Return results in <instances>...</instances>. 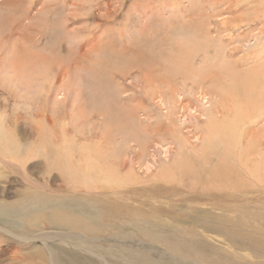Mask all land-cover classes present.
Wrapping results in <instances>:
<instances>
[{
	"label": "rangeland",
	"instance_id": "obj_1",
	"mask_svg": "<svg viewBox=\"0 0 264 264\" xmlns=\"http://www.w3.org/2000/svg\"><path fill=\"white\" fill-rule=\"evenodd\" d=\"M263 12L264 0H0V264H131L138 254L137 264H209L207 254L233 256L237 264L263 262V181L236 165L233 173L240 174H231L237 181L225 188V198L222 186L208 179L219 152L231 151V161L245 152L244 142L264 146V118L252 134L242 131L243 143L236 141L239 121L234 123V106L255 113L264 107V96H251L261 106H248L241 95L248 91L242 90L246 76L264 74ZM162 37L164 64L177 53L189 54L195 71L202 67L205 75L165 79L155 61L152 69L139 64L138 70L128 62L131 42L141 39L144 46ZM230 49L234 55L226 60L236 74L227 77L215 64ZM111 52L120 55V70L104 64L116 61ZM228 78L235 81L227 84ZM216 82L235 89L223 96ZM219 108L233 111L232 120H224ZM211 114L220 124L209 136ZM226 128L233 133L229 147L218 141ZM73 161L84 173L73 169ZM157 180L179 185L180 207L174 195L159 194L151 204L141 200ZM158 204L166 209L151 223L160 220L156 226L168 240L178 224L180 237L173 242H150L142 231L150 207ZM192 239L211 250L183 254Z\"/></svg>",
	"mask_w": 264,
	"mask_h": 264
},
{
	"label": "bare ground",
	"instance_id": "obj_2",
	"mask_svg": "<svg viewBox=\"0 0 264 264\" xmlns=\"http://www.w3.org/2000/svg\"><path fill=\"white\" fill-rule=\"evenodd\" d=\"M263 14H264V12H263ZM262 15V14H261ZM260 15V16H261ZM259 16V17H260ZM264 17V16H263ZM243 22V21H242ZM241 22V23H242ZM238 23H240V22H238ZM237 22H235V26L236 25H239ZM244 23V22H243ZM246 23V22H245ZM234 25V24H233ZM235 26H232V27H234V28H236ZM240 26V25H239ZM160 32V31H159ZM142 35V34H141ZM146 37H143L142 39L144 40ZM163 38L164 37H162V39L160 38H155V39H150L149 38V40L147 41L148 42V44L147 45H144L143 46V44L144 43H141V39L139 40L138 38H136V39H138V40H136L134 43L133 42H131V44H130V46H129V49L130 50H132V51H130V53L129 54H131V55H129V56H126L127 58L128 57H130L129 59H128V62L130 61V64L132 63L133 65H134V63H135V66H133V67H135L136 68V66H140L139 64H141V65H143V66H145V67H150L151 66V64H154V61L156 62V64L157 65H159L158 67H157V69L159 70V68L160 69H162L161 71H162V74H161V77L163 78H165V79H168L169 77H171V75L173 74H175V73H178V74H180V76L181 77H196L195 76V74H197L199 71H201V69H203L202 67H201V69H199V71L197 70V72L195 71V69H194V66L192 65V62H191V59H190V56H189V54H187V56H185L184 57V54H183V57H182V55H180L179 53H177V56L174 58V60H172L171 61V63L167 66L166 64H164V59L165 58H163V59H161L160 57H159V54H162V56H164L163 54V50L161 49V51H160V49H159V46L161 45H159L158 43H162V41H163ZM147 40V39H146ZM230 40H232V39H230ZM161 41V42H160ZM227 41H229V40H227ZM259 41V40H258ZM143 42V41H142ZM197 42V41H196ZM222 42V41H221ZM224 43H226V41H224ZM261 44H263V43H261ZM189 46V45H188ZM192 45H190V47H191ZM218 47V46H217ZM263 48V47H262ZM261 50H263V54H264V49H261ZM234 52L235 51H231V49H230V51H227V54H225L224 56H223V59H222V61H220L221 60V56H220V53L218 52V50H217V52H215V58H216V61H220V62H217L216 64H215V68H217V69H220V72L222 73V74H230V75H234V74H236V73H233V72H231V71H233L234 69L232 68V66H231V63H228L227 62V57H232L233 55H234ZM260 53V52H259ZM111 54L113 55V56H115V59H116V61H114V60H110V58H107L108 60H107V62H105L104 64H106L107 65V67H109L110 65L109 64H112L113 66H116V67H112L114 70L116 69V70H120L119 68H120V62L118 63L117 62V59H119L120 57V55L117 53V52H111ZM144 55V56H143ZM221 55H223V54H221ZM173 56V55H172ZM248 56V55H247ZM258 56H260V55H258ZM119 57V58H118ZM143 57H145V58H143ZM249 57V56H248ZM139 58H142V60L143 59H145V61H144V63L143 62H141V63H139L140 62V59ZM172 58V57H171ZM244 58H245V56H243V58H241L238 62H240V61H244ZM130 59H132V61L130 60ZM139 59V60H138ZM148 59V60H147ZM249 59V58H248ZM253 59V58H252ZM2 60V59H1ZM120 60V59H119ZM141 60V61H142ZM206 62V61H205ZM226 62H227V65H226ZM125 64H126V62H124ZM143 63V64H142ZM151 63V64H150ZM103 64V65H104ZM120 64V65H119ZM125 64H124V67H126L125 66ZM155 64V65H156ZM109 65V66H108ZM226 65V67H224ZM127 66H129V65H127ZM209 66V65H208ZM98 67V66H97ZM96 67V68H97ZM122 67H123V64H122ZM130 67V66H129ZM264 67V66H263ZM263 67H259L260 69V71H262V68ZM106 68V67H105ZM144 68V67H143ZM107 69V68H106ZM127 69V68H126ZM137 69V68H136ZM150 69H152L151 67H150ZM163 69H164V71H163ZM127 70H129V69H127ZM138 70V69H137ZM137 70L135 71V72H137ZM145 70H147V69H145ZM123 71V70H122ZM126 71V70H125ZM130 71V70H129ZM260 71H258L259 73H261ZM141 72V71H140ZM149 72H151V71H149ZM247 72H250V71H247ZM256 72V71H255ZM257 72V73H258ZM263 72V71H262ZM203 73V72H202ZM202 73L200 74V72H199V77L198 78H202V76H204L205 74H203L202 75ZM238 73V72H237ZM118 74H121V73H118ZM166 74V75H165ZM208 74V73H207ZM123 75V74H122ZM165 75V76H164ZM250 75V74H249ZM198 76V75H197ZM227 77H228V75H227ZM245 77V76H244ZM99 78V77H98ZM124 78V77H123ZM251 78H253V79H251ZM228 79H230V81L229 82H227V84L228 83H231V82H234L235 81V79L234 78H228ZM238 80H240L239 78H238ZM243 81V85H242V90L244 89V88H246V89H248V91H244L243 90V93H241V95H242V97H243V99H244V102L246 103V105H248V106H251L252 104H258L259 102H258V98L260 99V100H262V98H263V96H264V74H259V75H254V76H252V77H250L249 79H247V76H246V79L245 80H242ZM99 82V81H98ZM239 82H241V81H239ZM238 83V82H237ZM95 85V84H94ZM96 86H97V84H96ZM219 83L218 82H216L215 83V88L218 90L217 91V93L218 94H223V96L224 95H227L228 94V92L230 91L231 92V90H234L235 88H233V85L232 84H229V85H223L222 83L220 84V87L222 88V89H220L219 87ZM240 86V85H239ZM98 88V87H97ZM237 89V88H236ZM259 89V90H258ZM238 91H240L239 89H237ZM224 92H225V94H224ZM234 94H235V92H234ZM263 94V95H262ZM236 95H238V96H240V93L238 92V94H236ZM251 96H255V97H257V99H252V97ZM226 97V96H225ZM255 97H253V98H255ZM257 100V101H256ZM235 101V100H234ZM239 101V100H238ZM256 101V102H255ZM240 102V101H239ZM261 103V102H260ZM259 103V104H260ZM264 103V102H263ZM258 104V105H259ZM237 106V105H236ZM260 106H261V104H260ZM260 106H259V108H260ZM222 107V106H221ZM108 109H109V107H108ZM232 110V109H231ZM234 111H235V113L237 114L238 112H239V114L236 116V118H235V120H234V123H236L237 121H239V126H238V135H236V137L235 138H237V136L240 138V139H236V141H238V140H241V142H242V140L243 139H245V137L243 138V137H241V136H239L241 133H242V131H244V133L246 134H252V131L251 130H253V125H254V123L256 124L257 122H258V120L259 119H261L262 120V118H264V107H263V109H261L259 112H257V113H255V112H252L251 111V109L249 108V109H247V111H245V112H242L241 110H239L238 109V107L236 108L235 106H234ZM241 111V112H240ZM218 112H221V115L220 116H222L223 118H224V120L226 119V120H229L230 118L228 117V116H230L231 115V113L233 112V111H227L226 110V108H222V109H220L219 108V110H218ZM211 115H213L214 116V119L213 118H211V116H210V119L208 120V122H207V126H209L208 128H210L209 129V133H210V135L209 136H212V135H214V133L216 134V133H218L217 131H213L214 130V128H212L213 127V125L215 124V123H217L218 125L220 124L215 118H216V115L215 114H211ZM217 116H219V115H217ZM118 117V116H117ZM221 117V118H222ZM253 117H254V119H253ZM121 118V117H120ZM217 118H220V117H217ZM220 118V119H221ZM240 119V120H239ZM231 120H232V118H231ZM223 121V120H222ZM221 121V122H222ZM227 123H228V121H226ZM261 122V121H260ZM224 123V122H223ZM250 123V124H249ZM217 124H216V126H217ZM247 124L248 125H250V129L249 128H247ZM226 125V124H225ZM126 126V125H125ZM211 128H212V130H211ZM224 128V127H223ZM228 128V127H227ZM227 128L225 129V134L223 135V134H221V133H219V137H218V141L219 142H221V143H229V145H228V147L229 146H231L230 144H232V141L233 140H231L229 137H230V135L232 136V134L233 133H230V131H228L227 130ZM235 129V128H234ZM261 129H263V132H264V128H261ZM239 130H240V132H239ZM257 130V129H256ZM159 132V131H158ZM212 132V133H211ZM241 135H243V133L241 134ZM262 135H264V133L262 134ZM229 136V137H228ZM232 138H233V136H232ZM211 139V138H210ZM264 140V139H263ZM61 141V140H60ZM244 141V140H243ZM58 142V141H57ZM227 143V144H228ZM243 143V142H242ZM51 144V143H50ZM260 144L261 145H264V141H262V142H260ZM58 145V144H57ZM242 146H244L243 147V149H245V152H243V154L240 152V153H235L236 155L234 156L233 155V157H232V159H231V161H228L229 159V157L230 156H232V154L233 153H231V151H230V155L228 156V154L226 155L224 152L223 153H220L219 152V155H221L219 158H220V160H218L219 162L216 164V165H214L216 168H213V169H211L210 168V171H211V173H209L211 176L210 177H208V179L209 180H215V183L217 182V184L216 185H213V186H217L218 187V189H220V185L222 186V188L220 189V190H224V197L226 198L227 196H229L228 194L229 193H225V192H228V190L227 189H225V188H228V185H232L233 186V184L235 183V181H237V180H235L234 178H233V176L234 175H236V177H238L239 176V174L238 173H233V171H234V169L233 168H235L236 167V165H239L240 166V168L239 169H237L238 170V172H242L241 170H243L244 171V167H246V171H247V173H253L255 176H257L258 178H261V180L263 181V183H264V173H262V172H264V160H261V161H258V160H254V159H252V155H254V154H259L261 157H263L264 158V146L262 147L263 149H257L256 148V144L254 143V142H250L249 144L247 143V142H244V144L242 145ZM258 146V145H257ZM64 147V146H63ZM69 147V146H68ZM1 148V147H0ZM52 148V147H51ZM54 148H57V147H55L54 146ZM2 149V148H1ZM60 151H62V149H60V148H58ZM231 149H232V147H231ZM58 150V151H59ZM237 151V150H236ZM239 151H241V150H239ZM40 152V151H39ZM81 152V151H80ZM238 152V151H237ZM247 152V153H246ZM65 153V152H64ZM55 154V153H54ZM53 154V155H54ZM69 154V153H68ZM247 154H248V156H247ZM45 155V154H44ZM49 156V155H48ZM51 156V155H50ZM68 156V155H67ZM215 156H218L217 154H215ZM228 156V157H227ZM61 157V156H60ZM73 157V156H72ZM246 157H247V159H246ZM248 157H249V159H248ZM51 158V157H50ZM63 158V157H62ZM81 158H83V157H81ZM200 158V157H199ZM68 159H69V157H68ZM79 159V158H78ZM198 159V158H197ZM213 159V158H212ZM244 159H246V160H244ZM73 160H75V159H73ZM77 160V159H76ZM80 160V159H79ZM199 160V159H198ZM234 160H236V162L234 163ZM64 161V160H63ZM69 161H70V159H69ZM203 161V160H202ZM238 161H239V163H238ZM56 162V161H55ZM73 162H76V161H73ZM91 163H94L93 161L91 162ZM97 163V162H96ZM95 163V164H96ZM213 163V162H212ZM228 163H231L230 165H231V167H229L227 164ZM242 163H243V165H242ZM98 164V163H97ZM65 165V164H64ZM71 165V164H70ZM91 165V164H90ZM197 165V164H196ZM203 165H205L204 163H203ZM207 165V164H206ZM87 166H89V165H87ZM92 166V165H91ZM178 166V165H177ZM195 166V165H194ZM90 167V166H89ZM209 167V166H208ZM97 168H99V167H97ZM203 168H204V166H203ZM205 168H207V166L205 167ZM59 169V168H58ZM73 169L74 170H78V172H80V173H84V167H83V165H80V163L79 164H77V162H76V164H73ZM92 169V168H91ZM181 169V168H180ZM183 169V168H182ZM60 170V169H59ZM64 170V169H63ZM62 170V171H63ZM73 170V171H74ZM93 170V169H92ZM176 170V169H175ZM187 170V169H186ZM186 170H183V171H186ZM209 170V169H208ZM88 171H90V170H88L87 169V172ZM95 171V170H94ZM98 171V170H97ZM59 172V171H58ZM202 172H203V170H202ZM209 172V171H208ZM196 173H198V171L196 172ZM233 173V176H231V174ZM246 173V172H245ZM244 173V174H245ZM246 173V174H247ZM50 174H51V172H50ZM63 174H64V171H63ZM69 175V174H68ZM206 175H208V174H206ZM79 176V175H78ZM84 176V175H83ZM246 176H248V175H246ZM130 177V176H129ZM129 177H128V179H129ZM69 178V177H68ZM215 178V179H214ZM241 178V177H240ZM244 178V177H243ZM253 178V177H252ZM158 179H161V180H164V178L162 177V176H158ZM80 180H81V178H80ZM127 180V179H126ZM240 180H242V179H240ZM89 181H90V176H89ZM92 181H94V180H92ZM261 181V182H262ZM82 182V181H81ZM128 182V181H127ZM157 182V184L156 185H154V186H152L151 188H149V189H147L146 191H144L143 192V196L141 197V200H143V201H145V204H149V202H150V204L152 203V201H151V199L154 197V196H159V194H163L164 196L163 197H169L170 195H174L175 196V198L178 200V202L176 203L177 204V206L178 207H180V201H181V203H183L182 201H183V199H181L180 197V187H179V185L177 184H175V185H172V186H170V187H166V184L164 183V184H162V183H159L158 182V180L156 181ZM164 182H167V180L165 179L164 180ZM180 182V181H179ZM240 182V181H239ZM66 184H68L67 182H65ZM113 183V182H112ZM175 183V182H174ZM177 183V182H176ZM204 183V182H203ZM214 183V184H215ZM210 184V183H209ZM62 185V184H61ZM94 185V184H93ZM102 185V184H101ZM211 185H212V183H211ZM95 186V185H94ZM125 186V185H124ZM168 186V185H167ZM102 187V186H101ZM212 187V186H211ZM67 188V187H66ZM83 188H84V186H83ZM234 188H237V186H234ZM242 188H244V187H242ZM126 189V188H125ZM135 189H136V187H135ZM207 189V188H206ZM214 189V188H213ZM241 189V188H240ZM68 190V189H67ZM76 190V189H75ZM81 190V189H80ZM95 190V189H94ZM112 190V189H111ZM137 190V189H136ZM242 190H244V189H242ZM3 191V190H2ZM104 191H105V188H104ZM115 191V190H114ZM130 191V190H129ZM67 192V191H66ZM116 192V191H115ZM162 192V193H161ZM236 192V191H235ZM1 193V192H0ZM86 193V195L85 196H87V193L88 192H85ZM110 193V192H109ZM113 193V192H112ZM112 193L110 194V195H112ZM198 193V192H197ZM196 193V194H197ZM212 193V192H211ZM210 193V194H211ZM231 193V192H230ZM100 194H101V192H100ZM117 193H115V196H117L116 195ZM130 194V193H129ZM135 194V193H134ZM133 194V195H134ZM241 195H243V192L242 193H240ZM82 195H83V193H82ZM90 195V194H89ZM109 195V194H108ZM125 195H127L126 193H125ZM131 195H132V193H131ZM137 195H140V193L139 194H137ZM232 195V194H231ZM239 195V194H238ZM91 196V195H90ZM92 196H94V195H92ZM204 196V195H203ZM244 196V195H243ZM41 197V196H40ZM118 197V196H117ZM134 197V196H133ZM245 197L247 198L248 196L247 195H245ZM78 198V197H77ZM100 198V197H99ZM103 198V197H102ZM138 198H140L139 196H138ZM192 198V197H191ZM229 198V197H228ZM235 198V197H234ZM240 198V197H239ZM80 199V198H79ZM90 199V198H89ZM88 199V200H89ZM116 199V198H115ZM127 199V198H126ZM181 199V200H180ZM188 199V198H187ZM230 199V198H229ZM81 200V199H80ZM79 200V201H80ZM110 200H114V199H109V201ZM190 200V199H189ZM232 200V199H231ZM235 200L236 199H234V201L233 202H235ZM239 200L240 199H238L237 201L239 202ZM245 200V199H244ZM243 200V201H244ZM247 200H248V198H247ZM108 201V202H109ZM122 201V200H121ZM133 201V200H132ZM191 201V200H190ZM129 202V201H128ZM135 202V201H134ZM232 202V203H233ZM240 202H241V200H240ZM246 202V201H245ZM126 203H127V200H126ZM132 203V202H131ZM173 203V202H172ZM237 203V202H236ZM109 204H112V203H109ZM118 204V203H117ZM128 204V203H127ZM175 204V203H174ZM196 204V203H195ZM138 205V204H137ZM171 205V204H170ZM87 206H88V204H87ZM90 206V205H89ZM88 206V207H89ZM112 205H110V207H111ZM128 206H131V205H128ZM144 206V205H143ZM142 206V207H143ZM191 206H193V205H191ZM239 206V205H238ZM113 207H115V206H113ZM113 207H111V208H113ZM135 207H137V206H135ZM134 207V208H135ZM213 207V206H212ZM224 207H227V206H224ZM235 207H236V205H235ZM239 207H241V206H239ZM170 208H172V207H169V208H167V209H170ZM228 208V207H227ZM231 208V207H230ZM234 208V207H233ZM232 208V209H233ZM98 209V208H97ZM119 209V208H118ZM126 209V208H125ZM164 209H166V208H163V204H158V206H151L150 207V209H149V217L150 218H148V222H146V225L148 226V228L146 229V230H142L143 232H144V234L147 236V235H150L148 238H149V240H150V242H151V240H152V242H167V241H170V242H173V240L172 239H177L178 237H180V227H178L177 225H176V227H174L175 228V230H172V235L171 236H173V238L171 239V240H168V238L166 237V234H165V232H163V229L161 230V228H162V226H160V228L159 227H157L156 225L160 222V220H157V221H153L152 223H151V218L152 217H154V216H157V215H159L160 214V212L161 211H163ZM238 209V208H237ZM240 209V208H239ZM127 210V209H126ZM242 210V209H241ZM115 211H117L116 209H115ZM129 211V210H128ZM127 211V212H128ZM54 212V211H53ZM131 212V211H130ZM139 212V211H138ZM239 212V211H238ZM101 213V212H100ZM137 213V212H136ZM87 214H88V212H87ZM102 214H105V212L104 213H102ZM125 214H127V213H125ZM108 215L109 216H112L113 215V213H111V214H109L108 213ZM179 215H180V213H179ZM178 214H176L175 213V218H179L180 216H179ZM107 216V215H106ZM146 217V216H145ZM95 218V217H94ZM103 218V217H102ZM108 218V217H107ZM118 218V217H117ZM116 218V219H117ZM127 218V217H126ZM133 218V217H132ZM58 219V218H57ZM141 220V219H140ZM179 220H180V218H179ZM87 221V220H86ZM94 221V220H93ZM127 221V220H126ZM134 221V220H133ZM132 221V222H133ZM88 222V221H87ZM144 222V221H143ZM68 223V222H67ZM71 223V222H70ZM90 223V222H89ZM94 223V222H93ZM112 223H114V222H112ZM127 223V222H126ZM131 223V222H130ZM75 224H77V223H75ZM74 224V225H75ZM140 224V223H139ZM175 224V223H174ZM114 225V224H113ZM112 225V226H113ZM119 225V224H118ZM152 225H154V228L155 229H153V228H151V226ZM71 226V225H70ZM94 226V225H93ZM99 226V225H98ZM108 226V225H107ZM128 226V225H127ZM164 226V225H163ZM173 226V225H172ZM80 227V226H79ZM95 227H96V225H95ZM100 227V226H99ZM130 227V226H129ZM138 227V226H137ZM81 228V227H80ZM87 229H90V227L89 226H87L86 227ZM94 228V227H93ZM101 228V227H100ZM111 228V227H110ZM116 228V227H115ZM99 229V228H98ZM106 229V228H105ZM108 229V228H107ZM125 229H127V228H125ZM136 229V228H135ZM139 229V228H138ZM226 229H227V227H226ZM118 230V229H117ZM134 230V229H133ZM170 230V231H171ZM225 229H223V231H224ZM88 231V230H87ZM87 231H86V233H87ZM109 231H111V230H109ZM100 231L98 230V233H99ZM106 232V231H105ZM104 232V233H105ZM135 232V231H134ZM139 232V231H138ZM168 232H169V229H168ZM167 232V233H168ZM80 233V232H79ZM96 233V232H95ZM113 233V232H112ZM137 233V232H136ZM170 233V232H169ZM226 233V230L224 231V234ZM93 234V233H92ZM101 234V233H100ZM130 234H131V232H130ZM142 234V233H141ZM164 234H165V236H164ZM95 235V234H94ZM98 235V234H97ZM102 235H104V234H102ZM102 235H100V236H102ZM110 235H111V233H110ZM93 236V235H92ZM107 237V236H106ZM44 239V238H43ZM42 239V240H43ZM44 240H46V239H44ZM43 240V241H44ZM31 241V240H30ZM195 243H197V244H195ZM183 248H182V251L184 252L183 254H186V255H189V256H194V257H197V256H199L200 255V253L202 252L201 251V249H207V250H211V249H209L208 247H207V245H206V243H205V241H201V240H198V239H192V240H190V241H188L184 246H182ZM259 248H260V250H261V252L264 254V245H262V247H261V245L259 246ZM206 250V251H207ZM260 250H258V251H256V253L257 252H259ZM34 251V250H33ZM260 252V253H261ZM123 255V254H122ZM125 255V254H124ZM119 256H121V255H119ZM138 256V258H141V257H143V256H141V255H137ZM137 256H135V257H137ZM139 256H141V257H139ZM126 257V256H125ZM135 257H132L131 259H130V263L131 264H137L138 263V261L139 262H141L140 260H138L137 262H133V261H136L135 259H137V258H135ZM261 257H264L262 254H260V258ZM206 262H208L209 264H237L238 263V261H236V259L232 256H223V257H220V258H214V257H212V256H210L209 254H207L206 255ZM126 260V259H125ZM262 260H258L256 263H254V264H264V261L263 262H261ZM2 264V263H1ZM126 264V263H125ZM160 264H166V262L165 261H161L160 262ZM249 264V263H248Z\"/></svg>",
	"mask_w": 264,
	"mask_h": 264
}]
</instances>
